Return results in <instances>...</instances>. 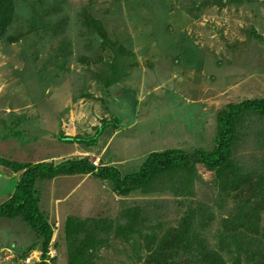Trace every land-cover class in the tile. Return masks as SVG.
Returning a JSON list of instances; mask_svg holds the SVG:
<instances>
[{"label": "rangeland", "instance_id": "obj_1", "mask_svg": "<svg viewBox=\"0 0 264 264\" xmlns=\"http://www.w3.org/2000/svg\"><path fill=\"white\" fill-rule=\"evenodd\" d=\"M12 3V21L0 36L4 159L78 157L81 151L59 134L90 131V136L102 119H120L114 136L103 131L87 157L97 167H116L123 177L137 171L152 151L210 150L215 115L226 103L264 97V0ZM114 61L122 77L108 88L105 79ZM239 131L233 160L238 175L250 176L248 183L264 172V118L245 116ZM14 185L13 179L0 181V201ZM36 189L53 228L47 264H67L68 243L80 247L82 239L91 264H154L158 238L178 225L190 202L195 220L205 217L199 229L205 246L217 249L228 264L264 253V199L258 228L240 233L233 215L241 201L200 164L157 176L144 189L123 195L91 174L58 175L38 181ZM138 211L145 218L139 227L130 217ZM68 217L76 226L83 220L84 231L70 225L69 232ZM39 242L20 218H0V264H36Z\"/></svg>", "mask_w": 264, "mask_h": 264}, {"label": "trees", "instance_id": "obj_2", "mask_svg": "<svg viewBox=\"0 0 264 264\" xmlns=\"http://www.w3.org/2000/svg\"><path fill=\"white\" fill-rule=\"evenodd\" d=\"M12 7V0H0V36H2L5 28L12 21ZM98 28L96 34L104 43L102 39L104 35ZM256 37L259 36L257 35ZM115 52L114 58L117 54ZM119 77H122L119 70V61L117 64L114 61L110 74L105 79V87L109 88L116 84L120 79ZM245 116L264 118V97L244 99L236 103H226L215 115L214 145L210 150L196 149L193 152H184L179 150V148H168L163 151H152L145 157L137 171L127 173L123 177L116 167L106 165L97 167L87 156L67 158L55 162L40 161L36 163H21L0 157V164L9 167L14 172L21 171L8 198L0 202V218H20L30 227L40 241L41 259L36 264H47L44 259L47 256L53 228L39 206V196L36 189L38 181L52 179L58 175L91 174L98 179L110 181L113 185V190L123 195L144 189L157 176L172 175L183 170H193L194 166L200 164L207 170L214 171L215 177L220 181L222 190L231 191L232 196L241 201L242 205L237 209V213L233 215L238 220L236 228L240 233H242L241 230L246 231L252 228V233L255 228H258V211L264 199V172L259 173L256 178L247 183L250 176L238 175L239 173L235 171L233 154L242 140L239 125ZM120 121V119H102L100 125L90 136L59 134L58 137L63 142L80 143L88 146L95 145L98 137L107 127L119 128ZM185 194L187 196L184 199L188 197V194ZM182 201L185 202L184 200ZM189 204L193 205V202ZM192 205L188 207L177 226L167 229L158 238L155 247L157 250L154 256H159V259L158 261L151 259L154 264H228L217 249L205 246V240L201 236L202 231L199 230L204 227L202 222L205 217L202 215L203 219L195 220L197 216L195 213L196 209H192ZM200 213L201 211L198 212V214ZM140 215L139 211L136 214H131V224H136L138 227L142 225L145 218H140ZM73 220H75L73 217L67 218L68 231L70 225L77 228L78 230H75L79 233L84 231V227H82L84 221L81 220L79 225L76 226V224L72 223ZM76 221L74 222L77 223ZM191 224H195L196 229ZM130 229L132 227H127V230ZM74 239L77 238L74 237ZM76 245V247L73 245L72 240L68 243V247L71 250H69L67 264H91L92 255L88 249L87 240L82 239L79 244L80 247H78V244ZM29 249L30 247L26 248L23 253ZM170 250L172 251L169 252ZM178 254L180 255L179 258L174 260L173 258ZM255 256V252L248 253L243 259L244 264H264V253L262 255L258 254L257 258ZM149 262L148 260L147 264H150ZM241 262L236 257L231 264H242Z\"/></svg>", "mask_w": 264, "mask_h": 264}, {"label": "crops", "instance_id": "obj_3", "mask_svg": "<svg viewBox=\"0 0 264 264\" xmlns=\"http://www.w3.org/2000/svg\"><path fill=\"white\" fill-rule=\"evenodd\" d=\"M118 83V82H117ZM116 83V84H117ZM111 87V86H110ZM135 97V99H137L138 100V103L139 102H141L139 99H138V97L137 96H134ZM99 125H93V130H92V132L94 133V131L96 130V128L98 127ZM112 129V127H107L105 130H104V134H102V135H105V134H107L108 133V135H110L111 133V135L110 136H114V133L117 131V129L118 128H116L115 130H113V131H111V129ZM92 133V134H93ZM90 134V131H88V133L87 134H85V133H82V136H87V135H89ZM102 135H100V138H101V136ZM107 135V136H108ZM111 140V139H110ZM108 142H109V140H108ZM96 146V145H95ZM95 146H89V147H84V144H81V145H79V144H76V143H74V146H73V148L72 149H76V150H78V151H81V153L79 152V154L78 155H76V156H78V157H80V156H88L89 155V153H88V150L87 149H94V148H96ZM100 146V145H99ZM110 148V147H109ZM67 155V154H66ZM73 156V155H72ZM47 160V159H46ZM46 160H43V161H46ZM39 162H40V160H38ZM42 161V160H41ZM34 163H36V162H34ZM20 173H21V171H18V172H14V171H12L9 167H7V166H4V165H2V164H0V181L1 182H4V181H6V180H9V179H13L15 182L18 180V178H19V176H20ZM14 187V186H13ZM12 190H13V188H12ZM11 190V191H12ZM10 191V192H11ZM10 192H8V194H6V196H5V198L3 199V200H1L0 202H2V201H4L6 198H8V196H9V193Z\"/></svg>", "mask_w": 264, "mask_h": 264}]
</instances>
